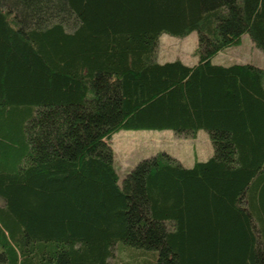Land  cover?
<instances>
[{
    "label": "trees",
    "instance_id": "trees-1",
    "mask_svg": "<svg viewBox=\"0 0 264 264\" xmlns=\"http://www.w3.org/2000/svg\"><path fill=\"white\" fill-rule=\"evenodd\" d=\"M193 31L196 64L157 60ZM244 34L264 0H0V264H264V68L212 61ZM145 129L214 154L120 185L109 139Z\"/></svg>",
    "mask_w": 264,
    "mask_h": 264
},
{
    "label": "rangeland",
    "instance_id": "rangeland-1",
    "mask_svg": "<svg viewBox=\"0 0 264 264\" xmlns=\"http://www.w3.org/2000/svg\"><path fill=\"white\" fill-rule=\"evenodd\" d=\"M199 34L193 31L179 37L164 33L160 36L157 60L160 63L181 59L188 65L199 61ZM214 63L231 65L251 63L264 68V51L257 46L249 34H244L241 44L229 47L212 58ZM115 155L118 183L123 184L127 174L143 159L160 152H167L191 167L196 161H205L214 154V146L206 130L198 131L197 137H186L174 130H121L109 139ZM0 204L3 202L0 200ZM114 261L126 264L130 261L126 250L115 249Z\"/></svg>",
    "mask_w": 264,
    "mask_h": 264
},
{
    "label": "crops",
    "instance_id": "crops-1",
    "mask_svg": "<svg viewBox=\"0 0 264 264\" xmlns=\"http://www.w3.org/2000/svg\"><path fill=\"white\" fill-rule=\"evenodd\" d=\"M218 64V63H217ZM223 65V64H222ZM198 134V133H197ZM196 137H197V135H196ZM196 137H194V138H196Z\"/></svg>",
    "mask_w": 264,
    "mask_h": 264
}]
</instances>
